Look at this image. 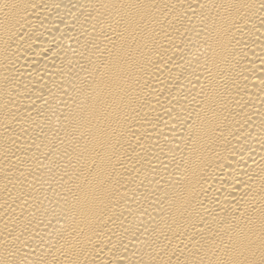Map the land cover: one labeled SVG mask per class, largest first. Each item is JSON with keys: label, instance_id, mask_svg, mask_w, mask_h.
<instances>
[{"label": "bare ground", "instance_id": "bare-ground-1", "mask_svg": "<svg viewBox=\"0 0 264 264\" xmlns=\"http://www.w3.org/2000/svg\"><path fill=\"white\" fill-rule=\"evenodd\" d=\"M0 264H264V0H0Z\"/></svg>", "mask_w": 264, "mask_h": 264}]
</instances>
